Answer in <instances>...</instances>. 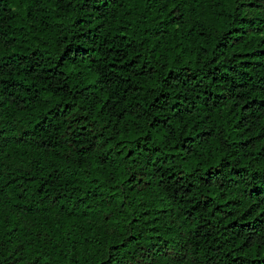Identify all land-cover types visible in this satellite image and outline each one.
<instances>
[{
    "label": "trees",
    "instance_id": "16d2710c",
    "mask_svg": "<svg viewBox=\"0 0 264 264\" xmlns=\"http://www.w3.org/2000/svg\"><path fill=\"white\" fill-rule=\"evenodd\" d=\"M249 4L0 0V264H264Z\"/></svg>",
    "mask_w": 264,
    "mask_h": 264
},
{
    "label": "rangeland",
    "instance_id": "374dc122",
    "mask_svg": "<svg viewBox=\"0 0 264 264\" xmlns=\"http://www.w3.org/2000/svg\"><path fill=\"white\" fill-rule=\"evenodd\" d=\"M250 4L257 6L259 9H264V0H250Z\"/></svg>",
    "mask_w": 264,
    "mask_h": 264
}]
</instances>
